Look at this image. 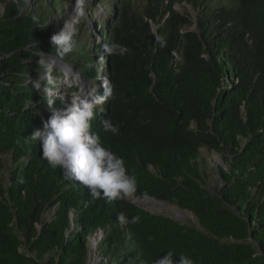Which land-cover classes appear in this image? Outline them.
Instances as JSON below:
<instances>
[{"label":"trees","instance_id":"16d2710c","mask_svg":"<svg viewBox=\"0 0 264 264\" xmlns=\"http://www.w3.org/2000/svg\"><path fill=\"white\" fill-rule=\"evenodd\" d=\"M41 1L47 8L74 0ZM88 4L93 14L98 6ZM110 4L96 25L99 45L85 54L95 40L83 21L75 52L58 59L73 71L70 79L85 82L64 83L55 69L56 82L77 94L102 93L101 80H109L116 99L93 131L136 176L135 198L186 210L197 224L151 214L127 198L93 199L42 158L29 137L50 113L28 81L40 73V50L55 55L50 37L64 19L54 24L21 1L9 3L0 8V154L12 165L8 182L0 180V264H89V238L99 230L98 264H154L168 251L195 264H264V0ZM177 4L192 14L177 12ZM105 43L129 51L101 61ZM102 118L118 123L119 135L105 132ZM201 149L225 165L211 189ZM120 214L141 219L121 225Z\"/></svg>","mask_w":264,"mask_h":264},{"label":"clouds","instance_id":"9594fccd","mask_svg":"<svg viewBox=\"0 0 264 264\" xmlns=\"http://www.w3.org/2000/svg\"><path fill=\"white\" fill-rule=\"evenodd\" d=\"M85 3L86 0H75L70 6L71 11L66 14L62 28L51 35L50 43L55 55H49L41 50L38 53L36 63L40 73L37 79L29 78L28 82L42 94L50 115L42 122V127L33 130L29 139L33 143H39L42 158L52 168H59L65 177L78 182L79 186L87 189L93 199L113 202L127 198L135 205L131 198H135L137 193L136 176L129 173L125 159L110 146H106L100 135L93 131V124L99 118L103 106L116 99L112 84L105 77L99 86L103 89L102 93L90 88L86 92L81 90L70 97L65 96L56 86L54 71L57 61L71 55L77 48L79 26L87 19ZM31 20L34 25L40 26L38 15H32ZM128 51L119 43H105L100 60L103 61L109 56H123ZM41 81H44L43 85ZM120 98L123 99V96ZM100 124L105 132L113 136L119 135L118 123L114 124L111 119L102 118ZM72 217L70 213L71 221ZM116 219L124 225L139 223L141 218L134 216L129 220L124 214H120ZM97 232L93 236L97 237ZM154 264L195 262L187 255H176L173 251H168L156 259Z\"/></svg>","mask_w":264,"mask_h":264},{"label":"rangeland","instance_id":"374dc122","mask_svg":"<svg viewBox=\"0 0 264 264\" xmlns=\"http://www.w3.org/2000/svg\"><path fill=\"white\" fill-rule=\"evenodd\" d=\"M20 1L25 5L26 10H28L32 13L44 14L45 19L47 18L48 22H52L54 24H57L61 19H65L67 12L71 11L70 6L75 3V0H74L71 3H66V4L61 5V6H54L53 4H50L46 8L41 0H0V8L4 10V8L6 7L7 4H9V3L17 4ZM111 1L112 0H86L85 4L92 3L98 7L95 8L93 14H90L89 13V10H90L89 7H91V6H89L90 4L85 6V11L87 13V19L85 20V22H87L88 28L91 29V32H90L91 36H92L91 38H94L93 40H95V42H93L94 44L92 43V44L85 45V47H86L85 54H87V52H89V50H91L93 46L97 47L99 45L98 41L100 39V35H99V30L96 28V25L99 22V20H101L102 16L106 15L109 12V10L113 8L110 4ZM174 8L179 13H185L186 11H189L190 14H192L189 7L185 6L184 4H177L174 6ZM83 32H84V30L82 28V23H81L79 26V34H83ZM86 42H89L88 39L84 40L85 44H86ZM92 58L93 57H91V59ZM94 66H95V64H94ZM55 69L57 71L62 72L65 75L66 79L64 80V83L66 81H68L73 74V71L60 60L57 61ZM73 76L76 77L75 75H73ZM71 79L75 80V82L78 85L82 84L83 79L82 80L81 79L77 80L75 78H71ZM56 80L61 81L60 78H56ZM56 86L59 89H61V92L65 96L70 97L71 95H73V93L71 91L62 89V86H59V83H57V82H56ZM214 157H215V159H214ZM198 161H199V164L206 169L207 174H208V181L206 183V186L209 189L214 188L216 185H218L217 174H216L217 168L218 167L225 168V165L222 162L221 156L219 154H216L215 152H209L206 149H201L200 158ZM11 168H12V165L10 164L9 156L5 155V154H0V180L2 182H4V183L8 182L9 177H10ZM138 199L144 200V197L138 198ZM155 202L158 204L157 205H150L148 203H143V204L139 203L138 205L135 203L134 204H135V206H137L143 210H146L151 214L166 216V217L173 219V220H175L181 224H186V225H189V224L196 225L197 224L196 218L194 217V215L192 213H190L186 210L179 209L178 207L170 205V204L165 203V202H159V201H155ZM174 212H176L178 216ZM97 234H98L97 237L92 236L90 238L91 241L88 244L89 245L88 246L89 247V254H90L89 264H98L100 261L103 260L101 257L98 256L97 245H98V240H101L104 238V233L103 232H100V233L97 232Z\"/></svg>","mask_w":264,"mask_h":264},{"label":"bare ground","instance_id":"6f19581e","mask_svg":"<svg viewBox=\"0 0 264 264\" xmlns=\"http://www.w3.org/2000/svg\"><path fill=\"white\" fill-rule=\"evenodd\" d=\"M75 80H72V79H69L68 81H67V83L68 84H72V82H74ZM81 86H82V84H81ZM217 154V153H216ZM214 159H215V157H214ZM131 200L135 203V204H143V203H148V204H150V205H157L158 203H156L155 201H153V200H151V199H149V198H144V200H141V199H137V198H131ZM163 206V205H162ZM148 208V207H147ZM152 208V207H151ZM174 209V208H173ZM178 212V211H177ZM174 213H176V212H174ZM180 213V212H179ZM176 215H177V213H176ZM178 216V215H177ZM176 217V216H175ZM182 218V217H181ZM184 219V218H183Z\"/></svg>","mask_w":264,"mask_h":264},{"label":"water","instance_id":"95a60500","mask_svg":"<svg viewBox=\"0 0 264 264\" xmlns=\"http://www.w3.org/2000/svg\"><path fill=\"white\" fill-rule=\"evenodd\" d=\"M153 201H155V200H153ZM250 241H251V239H250Z\"/></svg>","mask_w":264,"mask_h":264}]
</instances>
